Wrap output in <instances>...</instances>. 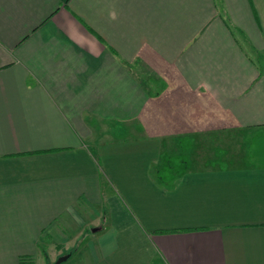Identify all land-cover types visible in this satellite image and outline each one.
I'll list each match as a JSON object with an SVG mask.
<instances>
[{"label": "crops", "instance_id": "obj_1", "mask_svg": "<svg viewBox=\"0 0 264 264\" xmlns=\"http://www.w3.org/2000/svg\"><path fill=\"white\" fill-rule=\"evenodd\" d=\"M260 130L264 0H0V264H264Z\"/></svg>", "mask_w": 264, "mask_h": 264}, {"label": "rangeland", "instance_id": "obj_2", "mask_svg": "<svg viewBox=\"0 0 264 264\" xmlns=\"http://www.w3.org/2000/svg\"><path fill=\"white\" fill-rule=\"evenodd\" d=\"M112 137L124 136L129 134L125 126L115 125L113 128ZM128 130V131H126ZM244 146V152L249 158L250 162L253 163H263L264 164V130H260L259 132L250 131L247 135ZM178 164V160L173 158L172 165L173 168ZM175 171V170H174Z\"/></svg>", "mask_w": 264, "mask_h": 264}, {"label": "water", "instance_id": "obj_3", "mask_svg": "<svg viewBox=\"0 0 264 264\" xmlns=\"http://www.w3.org/2000/svg\"><path fill=\"white\" fill-rule=\"evenodd\" d=\"M68 258V256H61L59 257L53 264H61L63 263L64 261H66Z\"/></svg>", "mask_w": 264, "mask_h": 264}, {"label": "trees", "instance_id": "obj_4", "mask_svg": "<svg viewBox=\"0 0 264 264\" xmlns=\"http://www.w3.org/2000/svg\"><path fill=\"white\" fill-rule=\"evenodd\" d=\"M158 261V260H157ZM154 264H158V262H155Z\"/></svg>", "mask_w": 264, "mask_h": 264}]
</instances>
